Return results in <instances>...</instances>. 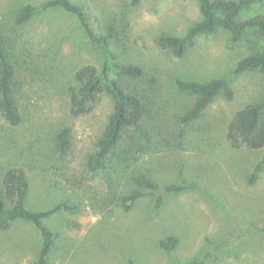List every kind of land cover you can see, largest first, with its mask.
I'll list each match as a JSON object with an SVG mask.
<instances>
[{
    "label": "rangeland",
    "instance_id": "obj_1",
    "mask_svg": "<svg viewBox=\"0 0 264 264\" xmlns=\"http://www.w3.org/2000/svg\"><path fill=\"white\" fill-rule=\"evenodd\" d=\"M44 1L0 0V39L15 66L13 94L21 114L15 126L0 115V179L5 170L21 168L29 183L28 209L44 210L59 201L71 207L43 220L54 238L47 264H264V165L248 183L256 164L264 162V147L234 148L226 138L235 111L264 99L262 73L232 74L241 58L264 50L258 31L248 28L233 40L218 24L175 58L158 38L183 35L199 21L197 0L135 5L71 0L84 7L94 33L108 36L120 60L144 69L139 78H121L146 104L139 132H131L122 145L133 139L148 141L147 146L134 157L112 156L91 172L88 158L97 149L113 99L103 89L92 109L78 116L72 115L69 99L78 85L76 71L85 64L100 68L103 56L74 14L60 7L42 10ZM25 3L36 10L17 23ZM259 13L264 14V0L243 8L237 19ZM213 78L227 80L232 96L218 92L196 118L182 123L195 97L176 81ZM66 125L69 148L61 153L56 133ZM145 132L149 136L143 141ZM141 174L160 188L190 185L164 193L155 208L154 195L134 182ZM130 193L137 197L125 208L121 200ZM168 236L177 239L171 250L159 246ZM40 244L39 231L17 219L0 229V264H34Z\"/></svg>",
    "mask_w": 264,
    "mask_h": 264
},
{
    "label": "trees",
    "instance_id": "obj_2",
    "mask_svg": "<svg viewBox=\"0 0 264 264\" xmlns=\"http://www.w3.org/2000/svg\"><path fill=\"white\" fill-rule=\"evenodd\" d=\"M138 1L130 0V4L135 5ZM261 1L197 0L201 13L200 20L191 24L185 34L180 36L163 35L158 38V41L169 49L172 56L180 58L188 48L194 45L199 35L210 34L216 25L221 24L231 33L233 40L239 39L246 29L255 28L264 45V14L259 13L242 20L237 19L243 8ZM53 7H60L64 11L74 14L79 25L88 38L98 45L103 56L100 68L92 64H85L76 71L75 79L78 85L72 91L69 99L70 111L73 116L89 112L96 103L98 93L103 89L113 99V109L101 136L98 138L97 149L89 156L87 162L89 170L97 172L104 167L105 162L112 156L119 157V155L124 154L127 157H134V154L144 151V147L147 146L148 141L140 143L133 139L127 145H122L126 142L123 141L125 137L131 132H139L146 104L140 93L126 90L121 83V78H139L143 75L144 69L139 64L123 62L119 59L118 54L111 48L108 36L102 33H94L81 4L71 0H46L41 5L42 10ZM35 10L34 4L25 3L16 16L17 23L28 20ZM249 70H258L264 75V50L241 58L233 67L232 74ZM15 71L7 46L0 39V115L12 126L21 121L20 110L13 94ZM176 84L179 89L188 91L195 97L192 106L185 110L180 117L182 123L185 124L196 118L218 92H222L228 98L232 96L230 85L223 78H213L205 83L177 80ZM69 131L70 128L66 125L56 133V145L61 153H66L69 148ZM148 136V132L143 133V141ZM130 137H133V134ZM226 138L234 148L260 149L264 147V99L235 111L227 124ZM262 165L264 162L256 164L255 169L250 173L248 183L254 181L257 175L255 170H259ZM134 182L142 187L146 193L154 195L155 208L161 206L164 193H180L190 185L170 183L160 188L145 174L134 177ZM28 188V179L23 169L12 167L2 173L0 179V229H8L12 222L17 219L30 222L39 231L41 237L40 249L34 264H47L54 238L53 232L46 227L43 220L52 213L70 210L71 207L64 201H59L44 210L28 209L25 206ZM136 197L137 194L130 193L123 196L121 202L125 208H129ZM261 229L264 231V227ZM176 243V238L168 236L166 240L159 242V246L171 250ZM189 264L201 263L191 262Z\"/></svg>",
    "mask_w": 264,
    "mask_h": 264
}]
</instances>
